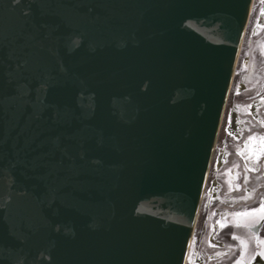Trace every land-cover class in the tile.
Wrapping results in <instances>:
<instances>
[{"label": "water", "instance_id": "obj_1", "mask_svg": "<svg viewBox=\"0 0 264 264\" xmlns=\"http://www.w3.org/2000/svg\"><path fill=\"white\" fill-rule=\"evenodd\" d=\"M252 0H0V264H184Z\"/></svg>", "mask_w": 264, "mask_h": 264}, {"label": "flooded vegetation", "instance_id": "obj_2", "mask_svg": "<svg viewBox=\"0 0 264 264\" xmlns=\"http://www.w3.org/2000/svg\"><path fill=\"white\" fill-rule=\"evenodd\" d=\"M262 25L263 27L255 30L250 26L248 28L250 49L247 52L246 67L250 72L251 64L259 60L262 76L259 75L258 83L253 82L252 95L260 94L263 90V94L257 100H261L258 105L262 106L261 110L264 112V23ZM258 32H260L259 35H257ZM257 48L260 50L259 56H256L253 51ZM237 60L238 56L236 63ZM262 123L264 124V120ZM249 137H256V139L249 140ZM261 137H264V132L248 133L245 138L246 142H243V147L245 144L248 145L247 148H243L244 157L237 154L240 151H236L233 161L229 162L231 188L229 183L225 188L216 182V177L209 180L207 174L184 264H237V261L240 264H264V255H262L264 244L256 242L257 239L264 240V219L257 220V216H264V211L256 213L255 216L242 215L254 213L260 209L261 201H264V139ZM257 171L259 172L255 173ZM254 177L259 181L253 184L251 179ZM236 185L239 186L238 190ZM246 196L250 198L245 199ZM234 220L240 221L242 225L249 223L252 226L251 228L236 227ZM253 221L256 222L252 223ZM220 223L226 226L221 228ZM233 236L237 239H233ZM240 241H244L246 247L242 246ZM192 254L194 259L189 260Z\"/></svg>", "mask_w": 264, "mask_h": 264}, {"label": "rangeland", "instance_id": "obj_3", "mask_svg": "<svg viewBox=\"0 0 264 264\" xmlns=\"http://www.w3.org/2000/svg\"><path fill=\"white\" fill-rule=\"evenodd\" d=\"M263 23L264 0H252L247 28L242 38L238 60L233 72L232 83L229 88L208 170V179L213 180L216 177L215 181L225 188L228 187V181L231 180V172L229 173L230 167H228V164L233 161L236 151H241L245 148L243 147V142H246V135L253 131L264 132V124L262 123V120H264V112L261 110L262 106L258 105L261 103V100H257L263 94V90L260 94L252 95L254 90L253 82L258 83L260 79L259 75L262 76L259 60L255 64H251L250 72H248L246 67L247 52L250 49L248 44V28L250 26L255 30L263 27ZM253 51H255L256 56H259V48ZM247 78L250 79L248 80ZM225 173L229 174L226 175ZM245 178L247 177L245 176ZM251 180L253 184L259 181L256 177ZM192 256L193 254L189 257V260L191 258L192 260L194 259V256Z\"/></svg>", "mask_w": 264, "mask_h": 264}, {"label": "snow or ice", "instance_id": "obj_4", "mask_svg": "<svg viewBox=\"0 0 264 264\" xmlns=\"http://www.w3.org/2000/svg\"><path fill=\"white\" fill-rule=\"evenodd\" d=\"M238 110H239V108H238ZM253 139H256V137H249V140H253ZM261 139H264V137H261ZM247 147H248V145L245 144V148H247ZM237 154L240 155L241 157H244V150H241V151L238 152ZM234 166L238 167L239 165H234ZM245 167H247V166H245ZM230 171H231V170H229V173H230ZM229 173H225V174L228 175ZM237 175H239V174H237ZM228 183H229L230 188H231V187H232V183H231V181L229 180ZM235 187L237 188V190L239 189V186H238V185H236ZM244 198L247 199V198H250V196H246V197H244ZM261 211H264V201H261V207H260V209H257L254 213H251V214L245 213V214H242V215H253V216H255L256 213H259V212H261ZM237 215H241V214H237ZM259 219H264V216H257V220H259ZM255 222H256V221H253L252 223H255ZM225 226H226V225H225L224 223H220V227H221V228H223V227H225ZM234 226H236V227L245 226V227L251 228L252 224L244 223V224L242 225L240 221H238V220H234ZM233 239H237V237L233 236ZM256 242H257L258 244H264V240H259V239H257ZM240 243H241L242 246H245V247H246V244H245L244 241H240ZM209 246L211 247L212 245H209ZM218 255H220V254H218ZM262 255H264V253H262ZM237 264H240V262L237 261Z\"/></svg>", "mask_w": 264, "mask_h": 264}]
</instances>
